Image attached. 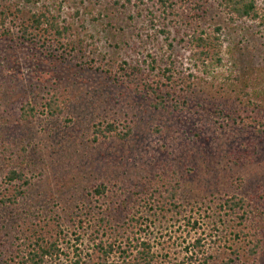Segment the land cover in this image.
<instances>
[{"label": "rangeland", "instance_id": "rangeland-1", "mask_svg": "<svg viewBox=\"0 0 264 264\" xmlns=\"http://www.w3.org/2000/svg\"><path fill=\"white\" fill-rule=\"evenodd\" d=\"M157 1L0 0V10L49 13L66 29V46L49 52L16 31L0 38V198L10 164L32 184L17 205L0 204V264L27 220L45 237L59 234L67 255L59 263L70 264L72 245L90 249L100 218L124 240L140 215L148 220L140 234L164 264H180L196 238L211 264H264V241L249 254L264 238V0H255L254 21L217 0ZM196 14L190 27L220 37L219 61L195 56L186 24ZM54 95L64 110L49 116ZM24 105L34 117H22ZM107 124L126 137L96 136ZM171 189L176 212L164 204ZM231 196L248 205L243 226L220 209Z\"/></svg>", "mask_w": 264, "mask_h": 264}, {"label": "trees", "instance_id": "trees-1", "mask_svg": "<svg viewBox=\"0 0 264 264\" xmlns=\"http://www.w3.org/2000/svg\"><path fill=\"white\" fill-rule=\"evenodd\" d=\"M219 6L224 9L229 15L237 20H256L258 18L257 4L255 0H217ZM161 7L167 5V0H158ZM156 5V4H155ZM198 11L200 6L195 8ZM20 10L16 8L14 11L9 8L0 10V38H10L11 35H16L22 42L29 44H38L41 48L49 52L48 46H55L62 48L66 46L64 33L65 28L60 30L57 19L51 16L49 13L45 15L44 12L33 13L27 19L20 17ZM49 15V16H48ZM192 18V22L187 23V27L195 26L197 24L198 14ZM196 18V19H195ZM12 26V27H10ZM191 34H187L192 46L196 49L195 56L199 61L212 60L219 61L221 51V40L218 35H206L204 32H198L193 27H190ZM164 33V32H161ZM153 64H156L153 61ZM171 68L164 70L163 79L167 82L171 80ZM163 82V81H162ZM159 83V82H158ZM166 86V84H164ZM151 91H154L152 87ZM163 107V106H162ZM44 113L49 116H58L63 113L64 108L59 105L58 98L54 95L50 97L44 104ZM22 117L30 118L34 117V108L29 105H24L20 109ZM96 136L108 137L109 135H115L118 139H124L125 134L118 131L113 124H107L102 129H95ZM108 135V136H107ZM95 139H99L96 137ZM9 168L3 178V192L0 198V204L4 207H12L19 203L27 194V189L31 187V180L26 177L22 167L12 165ZM105 186L101 185L93 190L94 196L104 198L106 194ZM154 194L156 191L153 192ZM176 192L174 189L168 191V196L165 197L166 206L172 207L175 212L180 208L175 201ZM220 209L224 212V216L231 219V221L238 220L240 226L247 221V215L250 213L248 205L242 198L237 196H231L223 200ZM148 221L143 216L130 217L127 226L130 231H127L124 240H117L119 236L112 228V220L106 217L98 220V227L94 230L91 237H89V248H86L84 254L78 245L73 244V253L75 255L74 260H70V264H164L159 261L157 253L148 240H145L141 236L147 233V225L143 222ZM27 224H30L24 230H19L20 238H16L19 242L13 246L12 254L7 257L3 264H60L59 259L66 257L67 255L60 249L58 244L59 234L53 238V236L45 237L41 225L38 223L33 224L31 220H27ZM190 225V221L187 222ZM197 222L194 221L190 226L194 228ZM144 226V229L143 227ZM244 228V227H243ZM264 230V229H263ZM242 231V230H240ZM61 234L63 231H60ZM138 232V233H137ZM115 233V234H114ZM141 233V234H140ZM115 235V236H114ZM122 236V233L120 234ZM256 238V245L250 248L249 254L256 255V251H260L262 241L264 238ZM58 237V238H57ZM244 239V236L242 237ZM204 240L202 238H196L193 240L190 246L185 247V256L180 264H211L212 254L208 252L206 246L202 244ZM79 242V239L76 240ZM239 250H233L232 254L237 259L239 257ZM228 262L222 264H231L232 258H228ZM86 261V262H85Z\"/></svg>", "mask_w": 264, "mask_h": 264}]
</instances>
